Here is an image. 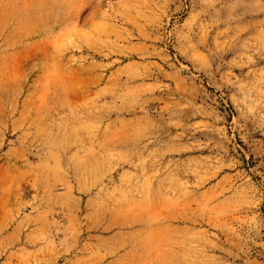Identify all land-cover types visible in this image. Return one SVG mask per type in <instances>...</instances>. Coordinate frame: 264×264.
<instances>
[{"label": "rangeland", "instance_id": "1", "mask_svg": "<svg viewBox=\"0 0 264 264\" xmlns=\"http://www.w3.org/2000/svg\"><path fill=\"white\" fill-rule=\"evenodd\" d=\"M0 264H264V0H0Z\"/></svg>", "mask_w": 264, "mask_h": 264}]
</instances>
